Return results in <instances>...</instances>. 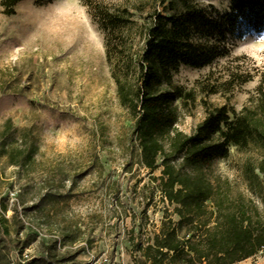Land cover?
Returning a JSON list of instances; mask_svg holds the SVG:
<instances>
[{"label": "rangeland", "instance_id": "rangeland-1", "mask_svg": "<svg viewBox=\"0 0 264 264\" xmlns=\"http://www.w3.org/2000/svg\"><path fill=\"white\" fill-rule=\"evenodd\" d=\"M199 2L219 10L228 6L227 0ZM160 7L158 0H21L10 13L0 0V82L9 80L2 73L7 68H15L17 76L12 88L0 91V122L12 117L18 126L32 125L40 146V171L29 184L18 181V173L0 162V213L11 220L15 206L23 223L17 237L0 232V249L11 260H17L27 243L22 258L35 257L40 263L137 264L133 242L151 236L163 218L166 204L153 178L161 167L150 174L137 162L132 121L116 95L98 14L123 8L133 12L137 27L124 30V38L112 33V41L123 40L135 49L141 44L140 24ZM228 48L227 55L210 65H181L173 74L175 83L196 97L181 108L178 127L187 133L205 114L203 99L240 110L264 79L263 31L231 36ZM201 83L220 89L208 94L209 86L203 91ZM176 102L181 104L180 99ZM92 152L100 156L99 163L91 162ZM230 152L228 159H214L209 175L228 177L247 192L241 164L257 158L258 152L234 147ZM57 164L69 174L81 171L80 164L88 166L70 197L60 203L40 198L39 190L43 186L45 192L54 182L42 185V166ZM68 186L66 181L60 189L68 191ZM70 225L81 229L75 242L61 238L60 230L70 231ZM238 264H264V249Z\"/></svg>", "mask_w": 264, "mask_h": 264}, {"label": "trees", "instance_id": "trees-1", "mask_svg": "<svg viewBox=\"0 0 264 264\" xmlns=\"http://www.w3.org/2000/svg\"><path fill=\"white\" fill-rule=\"evenodd\" d=\"M19 1L1 0V4L11 13ZM227 1L228 6L219 10L199 0H158L160 9L140 24L141 44L135 49L123 40L112 41V33L124 38V30L137 27L133 12L123 8L98 14L116 95L132 121L137 162L150 174L161 167L160 175L153 178L166 204L163 218L151 236L133 242L137 264H238L264 249L260 208L264 207V79L240 110L227 104L210 105L203 99L205 114L193 130L187 133L178 127L181 108L196 97L191 89L175 83L174 72L181 65L203 67L227 55L231 36L264 32V0ZM2 73L10 76L0 82V91H5L17 81L16 70L7 68ZM201 88L208 94L220 89L208 83H201ZM231 147L238 152H258L257 158L241 164L247 192L228 177L209 175L214 159H228ZM39 153L32 125L18 126L12 117L0 122V162L18 173V181L25 179L29 184L40 171ZM99 157L96 152L90 154L95 164ZM56 167L61 165L42 166L46 169L42 185L54 182L45 192L43 186L39 190L40 198L60 203L70 197L69 191L88 166L80 164L81 171L72 174ZM52 171L59 180L51 177ZM66 181L68 191H62ZM6 209L3 204L1 210ZM22 227L15 206L11 220L0 213V232L5 236L17 237ZM72 229L60 230L62 240H77L81 229ZM26 245L20 247L17 260L0 249V264H39L38 258H22Z\"/></svg>", "mask_w": 264, "mask_h": 264}]
</instances>
